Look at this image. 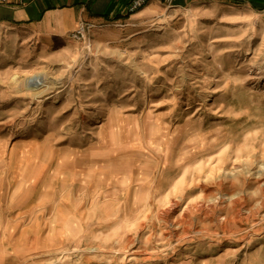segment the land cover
Instances as JSON below:
<instances>
[{"label":"rangeland","instance_id":"1","mask_svg":"<svg viewBox=\"0 0 264 264\" xmlns=\"http://www.w3.org/2000/svg\"><path fill=\"white\" fill-rule=\"evenodd\" d=\"M168 6L0 31V264H264V9Z\"/></svg>","mask_w":264,"mask_h":264},{"label":"crops","instance_id":"2","mask_svg":"<svg viewBox=\"0 0 264 264\" xmlns=\"http://www.w3.org/2000/svg\"><path fill=\"white\" fill-rule=\"evenodd\" d=\"M132 0H7L0 4V31L22 36L25 40L54 42L70 39L82 26L94 27L127 20ZM168 5L185 9L196 3L220 8L264 9V0H152L149 5ZM11 35V36H12Z\"/></svg>","mask_w":264,"mask_h":264},{"label":"built area","instance_id":"3","mask_svg":"<svg viewBox=\"0 0 264 264\" xmlns=\"http://www.w3.org/2000/svg\"><path fill=\"white\" fill-rule=\"evenodd\" d=\"M21 2L25 0H20ZM152 0H132L130 6L128 7L129 14H135L140 10L144 9L151 3ZM7 0H0V4H5ZM90 27L82 26L77 32H75L72 37L76 40H83L86 38V31Z\"/></svg>","mask_w":264,"mask_h":264}]
</instances>
